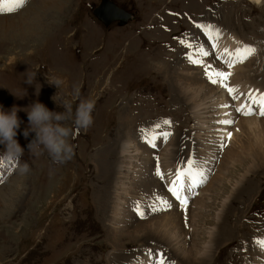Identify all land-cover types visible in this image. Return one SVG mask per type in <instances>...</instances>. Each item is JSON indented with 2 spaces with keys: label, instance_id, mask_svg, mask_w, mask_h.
Returning a JSON list of instances; mask_svg holds the SVG:
<instances>
[{
  "label": "rangeland",
  "instance_id": "374dc122",
  "mask_svg": "<svg viewBox=\"0 0 264 264\" xmlns=\"http://www.w3.org/2000/svg\"><path fill=\"white\" fill-rule=\"evenodd\" d=\"M48 1L27 0L21 7L15 0H0L3 9L0 11V106L5 110L13 106L19 109L17 115L22 123L16 139L24 149L20 163L30 166L26 175L11 169L0 170V264H156L158 258L165 264L264 261L257 243L264 236V124L247 130L251 146L260 156L253 171L225 204L222 217L227 221L216 225L219 240L214 260L186 261L178 253L166 250L153 234L145 240L135 241L120 234L115 239L96 209L101 202L95 201L108 180L104 179L105 173L111 176L105 166L117 158L114 144L119 129L121 136L137 138L145 150L142 157L146 165L134 183L137 196L132 201L134 223L161 218L170 212L164 210L167 193L156 174L159 153L164 148L170 149V157L181 167H188L191 157L195 161L190 167L193 170H197L198 158L193 122L189 121L192 115L179 96L172 97L173 80L167 77L174 79V73L194 67L189 59H193L194 53L207 52L210 60L215 59L205 37L206 28L215 26L226 38H245L246 45L255 49L245 63H251L257 74L253 79L264 90V6L248 0H113L133 14L123 25L113 22L105 26L92 13L101 0H55V5H47ZM254 6L259 7L258 11ZM168 7L173 9L158 17L159 11ZM168 22L171 23L167 25ZM149 24L150 30L146 29ZM168 26L169 33L164 31ZM143 41V49H155L157 45L155 50H159L154 59L150 58L155 64L152 71L143 68V60L133 61V54L127 51ZM11 58L15 59L11 61ZM120 63L123 66L119 69ZM157 63H163L170 76L164 71V75H159L161 80H154L159 74ZM26 72H36L31 85L24 82ZM130 74L141 80L137 88L154 80L152 85L156 89L142 95L141 90L132 88L121 95L117 93V98L112 97L115 79ZM53 77L63 81L58 89L48 83ZM100 81L104 82L102 87L97 85ZM77 90L80 99L95 102L94 123L85 132L77 129L72 119L63 122L74 129L70 138L74 145L72 159L57 163L42 148L34 147L30 152L28 144L33 139L29 137L35 133L30 132L27 138L23 135L29 127L26 108L38 101L50 111L64 113L66 101L73 108L79 102ZM102 91L104 97L99 96ZM123 95L128 97V108L113 109L114 106L120 109ZM6 97L12 98L8 104L3 103ZM111 98L112 105L108 102ZM164 120H170L171 125H164ZM157 124L160 127H155ZM164 133L171 135L164 139ZM153 137H156L155 147L145 142ZM3 151L4 145L0 148ZM238 157L243 159L241 155ZM241 170L239 164L230 169L229 175L235 179ZM193 178L195 183L202 181L198 182L200 188L208 184L197 173ZM110 186L111 183L104 189ZM229 186L223 185L222 196L230 194ZM214 188L221 190L218 186ZM168 189L169 186L167 192ZM153 208L161 210L153 211ZM228 209L232 210L231 214L227 213ZM174 213L183 223L181 211L175 209ZM206 222L214 223L212 213L208 212ZM228 223L230 228H224ZM144 256L150 258L146 260Z\"/></svg>",
  "mask_w": 264,
  "mask_h": 264
},
{
  "label": "bare ground",
  "instance_id": "6f19581e",
  "mask_svg": "<svg viewBox=\"0 0 264 264\" xmlns=\"http://www.w3.org/2000/svg\"><path fill=\"white\" fill-rule=\"evenodd\" d=\"M248 1L264 6V0ZM46 4L55 5L56 1L49 0ZM253 8L256 11L259 9L258 6H254ZM167 9L171 11L173 8L168 7L159 11L160 14H157L158 17H160V15L164 16L167 14ZM172 20L173 19H171V22ZM171 22H168L167 25ZM154 27L155 26H152V29H154ZM146 29H151L150 24ZM164 31L169 33V26ZM205 34V37L209 40L211 52L213 53L215 59L213 61L210 60L208 55H204V52L194 53L192 59L193 61H196L195 63L192 62L194 67L190 66L187 70L185 69L180 73H174V79L167 77V79L173 80L170 85L172 97L175 99L179 96L192 115L191 117L189 116L191 119H188L193 122L192 134L196 139V152L198 158V162L195 167L197 170H193L185 166L181 167L180 165L174 163L170 157V149L164 148L159 153V170L163 174V179L159 177V180L164 184L165 193H167V202L172 205L171 208H168L170 212L166 213V215L161 218L154 217V219L145 221L144 223H137L138 225L134 223L135 218L132 201L137 199L134 191V183L136 179L140 178L143 168L146 165L145 160H143L142 157L145 150L140 145L137 138L131 136H121V131L119 132V129L117 132L118 140L116 145L114 144V151L116 152L117 158L115 160L112 159L109 164L107 162L105 166V169H108L107 172H109L111 176L108 177V173H105L104 179L108 180L104 182L103 193H99L95 200L97 203L101 202L100 205L96 206V209L98 210V214L101 216V219L103 218V221L111 228L113 232L112 236L115 239V235L120 234L125 235L129 239L132 238L135 241L145 240L146 236L148 237L153 234V237H156L157 241L163 243L167 247L166 250H172L178 253L180 257L182 256V258L186 261L191 262L200 258L204 260H214V252L217 248L216 242L219 240L216 235V225L224 224L221 222L227 221L226 217H222V211L224 210L225 204H227L231 195L242 184L250 172L253 171L256 160H258V157L260 156L258 155V151L251 146L252 142L249 140L247 130L251 128L253 129L256 125L264 124V116L259 115V105L249 102L250 95L258 98L261 93H264V90L259 88V83L257 85L253 79V77L257 76V74L253 72L250 66L251 63H245L247 59H244L243 62H239L241 57L245 55L243 50L246 46L247 39H239V37L238 39L226 38L224 36V32L215 26L206 28ZM133 38H136V36ZM129 39L131 38L129 37ZM168 39L169 38H166V40ZM144 41L141 45L138 44V47H132L133 51H127H130L133 54V61L143 60L144 62L141 64L143 65V68L147 71H152L153 65L155 64L154 62H151V59H154L157 56L159 50H155L157 45L155 49H143ZM129 45H131V43H129ZM123 56L124 54L122 57ZM14 59L15 58H11V61ZM217 60H219V62H215ZM133 61V64H137ZM200 61H202V63H200ZM157 64L160 65V68L157 70L159 73H157L158 78H154L156 81H158V79L161 80L160 74H163L164 71L166 76L169 75L167 73V67L165 68L163 63ZM246 64L248 66H245ZM122 66L123 65L120 63L118 65L119 69L122 68ZM161 66L164 68H161ZM206 67H208V71L212 73H231L225 83L229 87H233L238 91L229 95L226 88L221 87L219 84L211 83L208 76L205 74ZM131 72L133 73L134 71ZM133 74L127 75L125 78L121 77L115 79L113 87H116V89L112 97L117 98L123 91L127 92L132 88H134L135 91L141 90L140 92L142 95L151 93L154 89H156L154 88L155 85H152V83L155 82L154 80L151 83H142V85L137 88V85L141 82V80H137L134 76L135 74ZM103 83L102 81L98 82V87H102ZM133 91H131L132 94ZM99 96L104 97L103 91L99 93ZM123 96L124 97L120 102V109H118V106H114L113 109L120 111L122 108L123 111L128 108V97L125 95ZM233 96L238 98L233 99ZM9 98L12 99L11 97ZM115 98L114 100H116ZM239 98L246 99L245 103L242 104L245 106V110H247L250 106L257 112L252 115H244L238 112L236 109L239 108ZM112 99L113 98L108 101L110 105L113 103ZM158 103L159 105L163 104V102ZM223 105H227V107H222ZM225 120H231L234 121V123L231 125L221 123V121ZM119 125L122 124L120 123ZM260 126L258 127L262 129ZM229 133H231L230 139ZM168 144L171 145L170 143ZM221 145H223V147H221ZM239 155L243 157L242 160L238 157ZM239 164L242 165V170L234 179L229 175L230 169L235 168ZM178 169L188 173V175L183 177V183L186 186L182 192L183 194H186L188 201L186 210L180 206L177 200L172 198L171 192H167V187H170L171 181L176 178ZM196 173L200 179L208 183L205 187L200 188L199 185L201 181H198L200 183L194 182L193 176ZM125 176L128 178L125 179ZM189 180L194 182L197 186L192 187L189 184ZM56 183L58 184V182ZM109 183H111V186L104 189V186ZM224 184L230 185L229 188L231 192L227 196H222L221 193L224 188ZM215 186L220 187L221 190L217 191L214 188ZM177 187H179V183ZM57 188L59 189L58 186ZM241 204L244 206L246 205V202L242 201ZM175 209L181 211L183 223H180V221L175 218ZM208 212L212 213L214 223L206 222ZM227 213L231 214L232 210L228 209ZM186 217L187 225L185 223ZM168 225L169 227H167ZM223 227H227L229 229L230 223ZM260 240H264V236H260L258 241ZM114 243L116 242L114 241ZM258 247L262 253L263 259L264 250H262L259 244ZM149 258L150 257H145L146 260ZM160 260L161 259L158 258L156 264H159ZM256 264H264V261H258Z\"/></svg>",
  "mask_w": 264,
  "mask_h": 264
},
{
  "label": "clouds",
  "instance_id": "9594fccd",
  "mask_svg": "<svg viewBox=\"0 0 264 264\" xmlns=\"http://www.w3.org/2000/svg\"><path fill=\"white\" fill-rule=\"evenodd\" d=\"M26 73L24 82L29 85L33 84L36 72ZM48 83L55 85L58 89L63 81L53 77ZM76 95L79 102L73 108V104L66 101L64 113L50 111L38 101L26 108L28 109L26 112L29 127L23 131V135L27 138L30 132L35 133V138L28 144L30 152L34 147L37 149L42 148L57 163H64L72 159L74 145L70 138L74 129L70 126H65L63 122L72 119L77 129H82L86 132L94 123L93 112L95 109L93 100L80 99L78 90ZM18 111L19 109L15 106L10 110H5L0 106V145H4V151L0 152V170L11 169L21 175H26L30 172V166L26 162L20 163L24 149L16 139L18 129H20L22 123L17 115Z\"/></svg>",
  "mask_w": 264,
  "mask_h": 264
},
{
  "label": "snow or ice",
  "instance_id": "6c2138e0",
  "mask_svg": "<svg viewBox=\"0 0 264 264\" xmlns=\"http://www.w3.org/2000/svg\"><path fill=\"white\" fill-rule=\"evenodd\" d=\"M15 2L19 5V6H23L27 0H15ZM3 9H0V11H2ZM198 27H201L203 28L204 26H198ZM208 27H211V26H208ZM244 53L245 55L243 57H241L240 61L239 62H243L244 59H247V57L251 54H253L255 52V49L252 48L251 46H245L244 48ZM205 56L208 55L207 52L204 53ZM190 59V62H196V61H192L191 58ZM200 63H202V61H200ZM231 66V65H229ZM210 67V66H208ZM208 67L205 68V74L208 76L209 80L211 83L213 84H219L221 87H224L227 89L229 95H232L234 92L238 91L237 89L233 88V87H229L225 81L228 80L229 76L231 75V73H224V72H215V73H212V72H209L208 71ZM238 97L236 96H233V99H236ZM249 99L252 103H255V104H258L259 105V115L261 116H264V93L260 94V96L257 98L255 96H252L250 95L249 96ZM222 107H227V105H223ZM238 112H241L242 114L244 115H252L253 114V109L249 106L247 108V110H245V106L242 105L240 108H237L236 109ZM164 125H171V121L170 120H164L162 122ZM221 123L223 124H226V125H231L232 123H234V121H231V120H225V121H221ZM155 127H160L159 124H157ZM142 133L145 132V130H141ZM164 139H167L171 133H164ZM231 138V133H229V139ZM142 139H144V136L142 135ZM155 139L156 137H153L151 140H145L146 143H149V145L151 147H155ZM221 147H223V145H221ZM195 163V161L192 160V158L190 157L189 160H188V167L190 168L191 165H193ZM157 176L160 177L161 179H163V174L160 172L159 170V163L157 164ZM188 175L187 172L185 171H182L180 169L177 170V173H176V178L174 180L171 181V186L169 187V191L172 193V195L176 198V200L179 202L180 206L186 210L187 208V197L182 195V192L184 190V187L186 186L184 183H183V177ZM0 182H2V180H0ZM202 182V181H201ZM179 183V187H177ZM189 184L192 186V187H195L197 186L194 182H192L191 180H189ZM158 200H162L163 198H159L157 197ZM171 203L167 202L166 200L163 201V207H164V210L168 209V208H171ZM161 209H157V208H153V211H159ZM142 218H143V213L140 212L138 213ZM185 223L187 225V217L185 218ZM262 250H264V240H260L257 242ZM151 254V252L149 253ZM159 264H164V261L163 260H160L159 261Z\"/></svg>",
  "mask_w": 264,
  "mask_h": 264
},
{
  "label": "water",
  "instance_id": "95a60500",
  "mask_svg": "<svg viewBox=\"0 0 264 264\" xmlns=\"http://www.w3.org/2000/svg\"><path fill=\"white\" fill-rule=\"evenodd\" d=\"M103 3L93 10V13L96 17L101 19L105 25L109 24L112 20L119 19V25L126 23L127 19L130 17V14L122 8H119L114 2L109 0H104ZM10 98L4 101V103L9 102ZM35 134L30 136V139H34ZM1 148V145H0Z\"/></svg>",
  "mask_w": 264,
  "mask_h": 264
},
{
  "label": "flooded vegetation",
  "instance_id": "af4514ba",
  "mask_svg": "<svg viewBox=\"0 0 264 264\" xmlns=\"http://www.w3.org/2000/svg\"><path fill=\"white\" fill-rule=\"evenodd\" d=\"M1 147H2V145H1Z\"/></svg>",
  "mask_w": 264,
  "mask_h": 264
}]
</instances>
